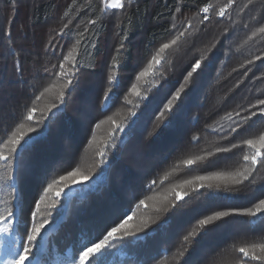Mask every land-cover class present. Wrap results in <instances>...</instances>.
I'll return each instance as SVG.
<instances>
[{"label": "trees", "instance_id": "1", "mask_svg": "<svg viewBox=\"0 0 264 264\" xmlns=\"http://www.w3.org/2000/svg\"><path fill=\"white\" fill-rule=\"evenodd\" d=\"M226 2L134 0L129 6L125 0V9L102 12V0H0V143L15 130L34 96L52 82V65L60 63L76 40L81 41L75 91L70 88L65 104L52 112H47V105L56 102V91L46 94L38 102L33 120L27 122L33 126L38 120L41 123L35 132L25 135L17 152L31 137L40 135V141L23 161L12 159L11 168L0 161V210L5 200H10L16 213L13 232L0 236V264L9 258L5 253L16 241L26 243L25 233L31 227L29 206L43 182L77 167L91 179L74 185L85 191H78L70 202L62 197L49 217L52 223L41 234L43 239L38 238L41 243L44 239L48 242L46 257H40L38 248L33 249L43 264H60L74 253L79 241L98 232L125 208L136 212L131 224L140 218L150 222L138 234L140 240L129 237L114 242L112 264H227L233 256L241 255L232 251L233 245L264 237V224L253 227L242 223L250 217L230 216L197 229L199 219L204 218L199 213L210 215L231 206H252L264 198V167L259 164L242 184L221 185L218 194L231 195L232 200L213 205L201 195L207 189L195 191L186 186L182 192L187 194L175 201V208L157 211L166 205L164 197L174 198L171 189L183 180L213 171H235L244 163L241 157L248 151L246 146L227 153H217V147L228 146L232 140L239 144L240 139L264 131V123L258 122L264 118L257 116L228 136L230 126L249 114L245 109L264 98V60H254L256 55L264 56V33L258 32L264 27V0H235L224 18L213 15ZM208 3L216 7L210 11V19L201 24L203 14L197 12ZM93 19L96 24L89 23ZM189 19L193 24L189 32L196 31L166 51L153 76L137 82L136 75L151 55L172 38L173 22L179 28ZM64 23L69 24L68 29L63 28ZM122 40L124 47L120 48ZM201 58V69L188 78L190 66ZM113 59L115 69L111 67ZM249 59L254 62L248 64ZM109 70L116 71L119 87L114 86L108 93L109 101H105ZM132 84H137L139 96L131 93ZM181 87L180 98L171 112L167 111L164 105ZM161 111L165 115L158 121ZM229 112L232 120L224 118ZM42 113L48 119H42ZM108 117L121 125L123 132L111 121L95 127ZM169 120L173 125L165 129ZM101 150L106 161L102 164ZM198 155L204 159L191 166L183 164V160ZM152 180L157 183L150 188ZM142 199L146 203L137 209ZM177 210L179 215L174 217ZM170 217L174 218L169 231L154 232ZM217 224L225 226L201 239ZM193 229L197 235L184 242V235Z\"/></svg>", "mask_w": 264, "mask_h": 264}, {"label": "snow or ice", "instance_id": "2", "mask_svg": "<svg viewBox=\"0 0 264 264\" xmlns=\"http://www.w3.org/2000/svg\"><path fill=\"white\" fill-rule=\"evenodd\" d=\"M252 0H249L251 3ZM128 5H132L134 0H127ZM235 4V0H227L225 4L218 7L213 15L224 18L228 9ZM102 12L107 10H123L126 7L125 0H102ZM211 3L206 4L199 9L197 15L203 14L199 23L203 24L205 21L210 19V11L215 8ZM247 7V5H245ZM176 12H180V8L176 9ZM89 23L96 24V20H90ZM69 24L64 23L63 28L68 29ZM172 28L175 30L172 38L163 42L151 55V58L148 60L147 65L143 70L139 71L135 79L137 82L144 80L148 76H153L159 66L164 60L165 53L167 50L176 46L178 42H181L186 35H192L196 30L193 29V33L189 32V29L193 28L192 20L189 19L185 22H182L181 26L177 28L175 22L172 24ZM259 33H264V27L258 29ZM94 34V33H93ZM256 33H253L255 35ZM59 35L63 36L64 32H59ZM81 36L84 35V32L80 33ZM51 43V42H50ZM81 41L76 40L75 44L70 47L67 51V55L60 58V63L58 65H52L51 74V83L44 87L42 91H39L34 98L32 99L31 106L27 107L26 113L23 115L22 120L15 126V130L7 136V139H4L0 143V161L7 162L9 168L12 167L11 160L17 159L18 161H23L24 155L31 152L35 144L38 143L41 139L40 135L29 138L25 141L24 145L20 147V151L17 152L18 146H21V141L25 140V135L27 133H32L36 131V127L39 126L41 121H36L35 126L27 122L33 120L34 114L39 110L38 102H40L46 94L51 93L53 90L56 91V102L50 103L47 105V112H52L54 108H57L59 105L65 104V94L71 88L72 91H75V85L73 84L74 78H76L77 69V56L79 54V45ZM123 40L121 41L120 48H123ZM119 53V49L116 50ZM15 55V53H13ZM202 60L197 59L193 65L190 66L191 70L187 71V77L191 78L193 73L198 69H201ZM255 61L264 60V56L256 55L254 57ZM253 59L247 61L248 64H252ZM67 65V66H66ZM243 66V65H242ZM112 69L117 67V62L115 59L111 62ZM45 71H48L46 68ZM78 82V81H77ZM107 91L104 93L103 99L109 101L108 93L113 91V87H119V82L117 81V74L115 70H109L107 75ZM187 83V80L185 81ZM183 91L181 87L180 91H177L171 99L167 101L164 105L165 109L169 112L172 110V106L176 100L180 98V94ZM131 93L139 96L140 91L137 87V84H132ZM71 94L70 92L68 93ZM107 107V106H106ZM256 109V111H252ZM248 115L242 117V121H236L228 129V136H231L234 133H238V130L244 127V123L249 121L252 117H261L264 118V98L258 99L254 104L251 105V108H246ZM179 114V109H177V114ZM135 115V113H133ZM165 113L160 112L157 120L159 121L164 117ZM232 113H227L225 119L232 120ZM237 116L240 115L239 112L236 113ZM42 119H48L46 115L42 113ZM175 119V117H174ZM111 121L116 128H119L123 132V127L119 124H116L112 117H108L106 121H101L95 125L96 128H99L102 123ZM261 123H264V119H261ZM173 125V120H169L167 124L164 125L165 129L171 128ZM247 131V129H245ZM242 137L243 133H239ZM227 138V137H225ZM94 139V137H93ZM198 139V137H196ZM115 141H113L114 145ZM246 146L248 151H245L242 154L243 164L235 171L223 172V171H213L207 175H194L191 179H185L180 184L174 185L171 189L174 194V198L169 200L168 197H164L166 205L157 209V211H167L168 207L175 208V201L183 198V195H186V192L182 190L186 186H191L193 190L199 191V189H207L205 193L201 195H206L208 200L212 202L213 205L216 202H222L225 200H232L231 195H220L218 190L221 188V185H239L244 181L249 180L253 172L256 171V167L259 164L264 167V131H260L258 134L254 135L251 138L240 139L239 144L236 140L230 141L228 146L217 147L215 151L217 153H227L232 149L237 147ZM100 157L102 158L99 163H105L103 159L105 157V152L101 150L99 152ZM212 155V153H208ZM204 159V156H194L183 160L185 165H194L197 161ZM227 159H231L228 157ZM9 179H12L11 175ZM91 179L90 174L85 175L80 168H75L71 171H68L66 174L53 176L49 180H45L42 184L41 190L37 193V196L33 197L32 204L29 206L30 213V231L26 230V243L23 245L19 244V241H16L15 244L5 253L9 258L4 260V264H25L27 261L28 264H43L41 258L33 255V249L38 248L40 257H46L48 242L46 239L43 242H39L38 238L43 239L41 234L46 231L47 226L52 223L49 217L53 215V210L57 208V205L60 203V199L63 197L66 201L70 202L72 196H74L78 191L83 193L84 189H75L73 186L76 185L79 181ZM157 183L156 180H152L150 188L152 185ZM12 187H15V181L13 182ZM70 189L69 192L65 193V189ZM217 191H213V190ZM11 196V193H9ZM148 199H155V197H148ZM146 203L145 200H140L139 204L136 205L138 209L141 205ZM184 205H181L183 208ZM227 207V206H226ZM204 218L199 219L197 229H204L206 226L213 224V222L224 220L230 216H241V217H250L252 218L249 221H242V223H247L251 226H256L257 224H264V198H259L258 202L252 204V206H242L236 207L231 206L227 207V210H217L213 211L212 214H204ZM136 215V212L132 208H125L119 211V213L110 217L100 228L98 232L90 233L86 239L78 242V245L75 248V251L72 255L64 259L60 264H112L110 256L112 254V249L116 247L114 243L117 240H124L125 238H134V240H140L141 237L138 235L143 232L145 228L148 227L150 222L148 219L140 218L139 221L135 224H131L130 221L132 217ZM179 215V210L174 214L175 216ZM170 217L168 220L164 221L158 229H155L154 232H167L172 227L173 218ZM16 222V213L13 210V205L10 200H5V207L0 210V236L10 235L13 232V226ZM63 222V215L61 216V223ZM190 223V222H189ZM226 223H236V221H226ZM224 224H217L216 228H209L208 231L204 232L201 239L204 236H207L209 232L217 231L219 228L224 227ZM197 229H193L188 232L187 235H184L183 241H189L190 237H195L197 235ZM148 234H145L143 239H147ZM232 251L234 253H239V256H233L227 264H252L253 261H259L260 264H264V237H261V240L258 242L244 243L239 246L233 245ZM181 256L184 255L183 252L180 253Z\"/></svg>", "mask_w": 264, "mask_h": 264}]
</instances>
